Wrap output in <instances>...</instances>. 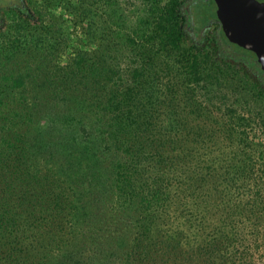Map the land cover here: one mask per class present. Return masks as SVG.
Listing matches in <instances>:
<instances>
[{"label":"trees","instance_id":"16d2710c","mask_svg":"<svg viewBox=\"0 0 264 264\" xmlns=\"http://www.w3.org/2000/svg\"><path fill=\"white\" fill-rule=\"evenodd\" d=\"M195 3L213 2L151 9L135 60L131 38L119 47L114 22L93 18L90 4L73 23L82 35L51 99L32 102L17 82L20 109L0 118V264L233 263L222 255L224 230L205 233L212 176L186 111L196 110L192 85L207 65L264 70L214 14L195 31ZM0 8L27 16L22 0Z\"/></svg>","mask_w":264,"mask_h":264},{"label":"rangeland","instance_id":"374dc122","mask_svg":"<svg viewBox=\"0 0 264 264\" xmlns=\"http://www.w3.org/2000/svg\"><path fill=\"white\" fill-rule=\"evenodd\" d=\"M164 1L22 0L27 16L0 8V118L8 110L20 109L19 80L31 91L30 101L41 104L51 99L56 70L65 65L73 42L82 35L73 23L82 20L80 12L90 4L93 18L114 22L119 47H124L126 35L131 38L129 53L135 60L150 32L151 9L156 11ZM212 5L190 6L195 31L215 15ZM221 67L215 74L205 67L208 75L192 85L196 110L186 111L199 134L201 164H208L212 176L210 226L205 233L217 238L224 230L221 251L233 262L229 264H264V73L258 67L244 70L231 63ZM171 74L163 71L162 81L167 84ZM221 195L224 199H219Z\"/></svg>","mask_w":264,"mask_h":264},{"label":"water","instance_id":"95a60500","mask_svg":"<svg viewBox=\"0 0 264 264\" xmlns=\"http://www.w3.org/2000/svg\"><path fill=\"white\" fill-rule=\"evenodd\" d=\"M215 16L232 42L252 50L264 67V0H214Z\"/></svg>","mask_w":264,"mask_h":264},{"label":"flooded vegetation","instance_id":"af4514ba","mask_svg":"<svg viewBox=\"0 0 264 264\" xmlns=\"http://www.w3.org/2000/svg\"><path fill=\"white\" fill-rule=\"evenodd\" d=\"M212 4H213V8H214V12H216V9H217V4H216V2L214 1V0H212ZM216 17V16H215ZM217 18V17H216ZM218 20V19H217ZM218 22L220 23V21L218 20ZM220 25H221V23H220ZM222 26V25H221ZM234 43H236V42H234ZM237 44V43H236ZM243 47V46H242ZM245 49H247V48H245ZM247 50H249V51H251V52H253L252 50H250V49H247ZM253 54L256 56V54L253 52ZM257 57V56H256ZM263 67V66H262ZM263 69H264V67H263Z\"/></svg>","mask_w":264,"mask_h":264}]
</instances>
